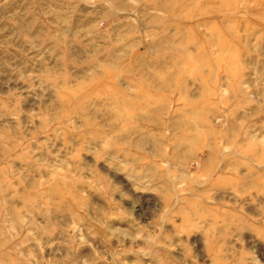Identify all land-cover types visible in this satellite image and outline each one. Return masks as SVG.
I'll use <instances>...</instances> for the list:
<instances>
[{"label": "rangeland", "instance_id": "374dc122", "mask_svg": "<svg viewBox=\"0 0 264 264\" xmlns=\"http://www.w3.org/2000/svg\"><path fill=\"white\" fill-rule=\"evenodd\" d=\"M0 264H264V0H0Z\"/></svg>", "mask_w": 264, "mask_h": 264}]
</instances>
